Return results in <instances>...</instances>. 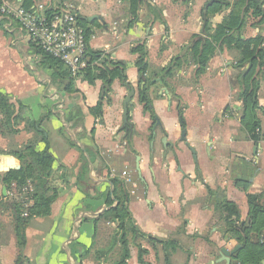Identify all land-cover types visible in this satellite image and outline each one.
<instances>
[{
  "label": "crops",
  "instance_id": "obj_1",
  "mask_svg": "<svg viewBox=\"0 0 264 264\" xmlns=\"http://www.w3.org/2000/svg\"><path fill=\"white\" fill-rule=\"evenodd\" d=\"M212 1L141 0L131 13L126 0H68L89 33V50L122 63L126 78L90 84L79 76L72 92L69 72L48 65L17 24L0 20V92L17 117L15 133L0 126V175L21 169L14 155L27 144L45 148L40 132L54 157L46 195L58 194L49 216L29 222L20 247L13 210L4 204L22 199L29 186L31 193L36 189L28 182L20 192L15 183L8 190L0 178V264H224L222 249L241 246L218 205L236 204L245 222L248 196H264V79L257 111L262 138L256 143L242 126L238 51L218 50L199 76L187 56L194 37H207ZM229 9L212 16L210 24L219 25ZM239 35L264 36V18L249 14ZM141 46L146 74L137 65ZM184 56L174 75L162 74ZM148 83L151 108L140 100ZM99 103L100 116L92 111ZM31 122L38 124L34 130ZM124 171L135 186L125 182ZM115 179L124 182L129 210L145 236L129 238L124 263L122 232L108 213L118 204ZM260 240L264 245V232ZM260 240L251 237L252 243ZM235 257L231 264H240Z\"/></svg>",
  "mask_w": 264,
  "mask_h": 264
},
{
  "label": "trees",
  "instance_id": "obj_2",
  "mask_svg": "<svg viewBox=\"0 0 264 264\" xmlns=\"http://www.w3.org/2000/svg\"><path fill=\"white\" fill-rule=\"evenodd\" d=\"M126 1L131 4V13H136L141 4V0ZM22 2L23 6L27 9L39 3L48 4L40 0H23ZM60 2L64 4L63 0H60ZM1 3L2 1H0V5ZM263 3L264 0H234L233 4H230V0H215L209 6L205 18L204 32L207 37L204 39L194 37L195 43L193 48L187 54V56L191 55L194 58L197 65L196 75L199 76L206 70L208 63L218 50L227 47L238 51L236 67L241 70V93L239 99L243 105L242 126L247 131L250 139L256 143L262 138L261 120L258 118L257 111L259 109L258 92L260 83L264 79V36L243 39L239 35V32L245 26L249 14L253 15V17L264 18ZM227 9L230 10L228 15L219 25L213 27L209 19L215 14H220ZM79 24L83 26L80 18ZM86 38L87 40L89 39V33L87 31ZM32 46L48 65L60 69L63 67L58 60L45 55L34 43H32ZM136 51L140 53L137 62L138 68L143 74H146L148 67L145 48L141 46ZM187 56L176 59L174 64L165 69L162 74L166 77L174 75L186 62ZM101 60H105L102 67L99 66V61ZM86 61L87 67L79 76H83L82 79L88 81L90 84H93L97 79L106 80L107 83L111 84L117 77H120L122 81L126 82L122 63H113L108 58L102 57L101 54L90 51L89 48ZM73 79L69 74L70 83L67 87L68 92L75 91ZM162 81L164 80L162 79ZM150 86L151 84L148 83L140 93V100L146 104L147 108H151L152 104L149 96ZM102 108L103 104L99 103L92 111L100 116L103 113ZM0 113L4 118V122L0 120L1 129L4 128L7 132L15 133L14 124L17 117H14V107L9 103V98L1 92ZM181 114L182 111L180 110ZM30 125L31 127L34 126L32 128L34 130L38 124L31 122ZM37 133L38 139L46 144L45 148L42 151H36V144H27L14 155L21 161V169L0 175L8 190H11L12 184L15 183L16 188L20 192L22 188L28 185V182H31L36 189L33 193L26 194L21 197L22 199L13 201L10 205L4 204L5 207L13 210L20 247L24 245V231L29 222L34 218L49 216L51 206L58 195L55 191L50 196L46 195V192L49 191L48 186L53 172L54 157L49 150L48 142L44 135L40 132ZM114 186L115 191L113 196L118 204L111 208L108 213L111 215V219L118 224L122 232L121 241L124 251V263L129 255V238L135 240L138 237L144 238L145 236L139 230L129 210V197L124 182L115 179ZM23 198H30L33 204L26 207ZM248 202L251 211L249 220L245 222H242L239 208L234 203L228 201L222 202L218 205L220 206L218 210H220L221 218L228 228V233L232 239H235L242 246L241 250L236 253V260L240 264H260L264 259V245L260 240L264 232V196L249 195ZM253 235L258 237L260 241L252 243L251 237Z\"/></svg>",
  "mask_w": 264,
  "mask_h": 264
},
{
  "label": "built area",
  "instance_id": "obj_3",
  "mask_svg": "<svg viewBox=\"0 0 264 264\" xmlns=\"http://www.w3.org/2000/svg\"><path fill=\"white\" fill-rule=\"evenodd\" d=\"M1 19L17 24L32 43L45 55L58 60L72 78L78 77L87 67L86 31L79 24V15L72 5L51 0L50 4L39 3L27 9L22 0H3ZM121 175L126 183L135 186L130 173L124 171ZM31 191L29 186L24 193ZM23 202L28 207L30 198H24Z\"/></svg>",
  "mask_w": 264,
  "mask_h": 264
},
{
  "label": "water",
  "instance_id": "obj_4",
  "mask_svg": "<svg viewBox=\"0 0 264 264\" xmlns=\"http://www.w3.org/2000/svg\"><path fill=\"white\" fill-rule=\"evenodd\" d=\"M214 0L211 2L213 3ZM210 3V4H211ZM105 88H109L108 86H105ZM134 97V90H131L128 97L126 98L124 102V122L125 125H128V112H129V106L132 103V98ZM138 170H139V165H138ZM4 195H6V189H4ZM241 249V246L236 247L233 250L229 249H222V255L223 257L219 261V263H224V264H231L232 263V257L236 255V253Z\"/></svg>",
  "mask_w": 264,
  "mask_h": 264
},
{
  "label": "rangeland",
  "instance_id": "obj_5",
  "mask_svg": "<svg viewBox=\"0 0 264 264\" xmlns=\"http://www.w3.org/2000/svg\"><path fill=\"white\" fill-rule=\"evenodd\" d=\"M40 1L49 3L50 0H40ZM63 1L67 5H72L74 7V9L77 8L75 4H73V3L71 4L70 2H68V0H63Z\"/></svg>",
  "mask_w": 264,
  "mask_h": 264
}]
</instances>
